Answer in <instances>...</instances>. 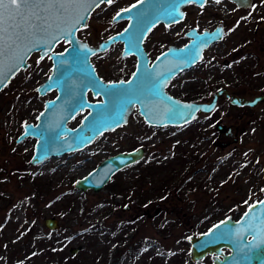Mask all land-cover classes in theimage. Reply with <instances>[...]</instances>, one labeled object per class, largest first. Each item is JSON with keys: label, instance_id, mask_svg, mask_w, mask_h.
<instances>
[{"label": "rangeland", "instance_id": "1", "mask_svg": "<svg viewBox=\"0 0 264 264\" xmlns=\"http://www.w3.org/2000/svg\"><path fill=\"white\" fill-rule=\"evenodd\" d=\"M135 1L102 3L78 36L96 45L124 26V19L112 21V15ZM188 12L179 24L150 30L144 42L149 54L180 44L184 29L205 16L193 7ZM234 16L246 19L229 25L227 46L246 39L250 30L252 13ZM64 46L59 42L55 50ZM219 49L223 43L212 45L202 61L172 78L166 90L186 100H209L220 82L215 63H206L226 55ZM121 51L122 43L116 42L91 58L104 80L125 77L134 69ZM28 63L0 89V264H211L210 255L191 259L189 237L225 216L236 218L261 196L264 102L257 108L236 107L221 96L211 111L198 112L183 125L165 126L147 124L134 109L125 124L85 147L31 164L35 137L16 138L24 123L36 122L44 100L56 92L40 95L36 90L50 72L51 58L39 59L34 52ZM88 98L97 99L90 92ZM86 111L77 112L68 126L77 125ZM218 121L230 132L223 138ZM137 147L144 149L142 158L116 171L100 190L75 186L103 158ZM47 217L56 218L58 225L46 226Z\"/></svg>", "mask_w": 264, "mask_h": 264}, {"label": "water", "instance_id": "2", "mask_svg": "<svg viewBox=\"0 0 264 264\" xmlns=\"http://www.w3.org/2000/svg\"><path fill=\"white\" fill-rule=\"evenodd\" d=\"M203 1L146 0L140 4L136 0L113 14L112 21L126 19V25L96 45L80 38L77 32L85 26L90 14L107 0H76L59 17L50 11L51 27L47 31L29 28L25 33L21 28L22 35L15 39V33L9 30L15 43L6 47L4 55L0 56V89L18 71L28 66V58L32 53L38 52L39 59L44 56L51 58L50 72L36 86V90L40 95L50 90H55L56 94L44 100L36 122L24 123L16 138V141H20L27 136L35 137L29 162L38 164L51 156L85 147L102 133L125 124L134 109H137L147 124L153 126L183 125L195 119L198 112L211 111L221 91H215L210 101H196L176 97L166 90V86L181 71L199 62L208 45L222 38L221 27L203 31L191 27L187 32L190 37L187 43L182 46L170 45L151 63L144 48V41L156 24L178 22L183 18V8L187 4L201 5ZM233 1L240 6H248L250 3V0ZM22 11L25 16H30L36 11V6L30 5ZM78 17L83 19L77 23ZM125 29L128 31L125 32ZM54 35L56 40H52ZM59 42L65 43V47L55 50ZM116 42L122 43L121 55H135L136 63L128 78L104 80L91 58ZM61 59L65 63L59 64ZM127 81H132V84L129 85ZM88 92L97 99H89ZM263 97L264 94L253 99L233 95L231 101L253 105ZM188 105L191 107H186ZM85 110L77 125L68 126L67 122L77 112ZM143 154L144 149L137 147L108 155L85 175L77 178L75 186L82 191H98L116 171L138 161ZM44 223L50 228L58 225L54 217L45 218ZM216 225H220L219 229H215ZM209 230H213V234L205 236ZM222 233L226 234L225 238H219ZM248 234H252L250 239ZM190 246L193 260L210 253L214 254L213 264H264V196L250 204L237 219L225 216L205 231L190 235ZM223 246H228L231 251L223 253ZM72 251L75 252L76 248Z\"/></svg>", "mask_w": 264, "mask_h": 264}, {"label": "flooded vegetation", "instance_id": "3", "mask_svg": "<svg viewBox=\"0 0 264 264\" xmlns=\"http://www.w3.org/2000/svg\"><path fill=\"white\" fill-rule=\"evenodd\" d=\"M192 7L201 10L205 14V16L201 18L202 22L198 25H188L183 31L185 40H183L180 44H175V43L168 44L167 47L158 51L154 56H152L151 53L149 54L144 44V48L150 59L149 63H151V61L155 59V57L160 52L167 49L170 45L182 46L185 43H187L190 39L189 35H187V32L191 29V27H195L198 31L213 30L217 27H221L223 31L222 38L214 43H211L203 50L201 61L203 60V57L206 51L210 47H212V45L223 43L224 49L222 50L219 49V51L221 52V55H224V53L226 55L223 56L221 59L212 58L208 62L206 61L207 63L205 62L206 64L208 63L210 64V62L212 63L213 61L216 65V71L214 72V76L216 79L219 80L220 83H219V86L215 89V91L222 92L221 94L218 95V99L219 97L224 96L229 100V102H231L232 105L236 107L257 108L260 104L264 102V97L260 99L256 104L250 105V104L233 103L231 101V96L236 95L240 97H248L250 99H253L257 95L264 94V0H250V3L248 6H240L233 0H219V2H217V0H204L201 5H197L195 3H189L183 8L184 16L180 21L170 23V24H165L161 22V23L156 24L154 27L161 25L165 28H168V27H171V26H174L176 24L183 22L184 20L187 19L189 15L188 11ZM244 10H246L248 13H252L251 23L249 24L250 30L247 34H245L246 39L238 43H236L234 40V43L227 46L224 41V38L228 35L226 33L228 32L229 25L232 24L236 26L237 24L244 22L246 19L245 17H242V16H237L235 18L234 13L239 12V11L244 12ZM225 17H229V19H226ZM232 19H235V20L231 21ZM123 21H124L123 23L125 26L127 20L124 19ZM124 26H122V28ZM122 28H120V30ZM127 56L132 59L134 66H135L136 56L135 55H127ZM194 66H196V64H194L192 67ZM190 68L184 69L183 71H187ZM183 71H181L180 73H182ZM131 72L127 76L120 77V78H123V79L128 78ZM211 98L209 100H196V101H210ZM216 128L220 131V134L218 135L220 136V138H223L225 133H230L229 129L226 128V126L220 121L216 123ZM221 143H224V142L221 140ZM261 192H262L261 196L251 201L241 211V214L250 204H252L255 201L260 200L264 196V184L261 187ZM239 216H237L236 218L235 217L233 218L237 219ZM247 236H248V239H250L252 237V234H248ZM221 250L225 254L231 251V249L228 246L221 247ZM206 255L211 256L209 257L211 258V264H213L214 254L207 253L202 258L204 257L207 258L208 256ZM218 256L222 257L221 254H218ZM200 259H196V260L192 259V260L198 261Z\"/></svg>", "mask_w": 264, "mask_h": 264}, {"label": "snow or ice", "instance_id": "4", "mask_svg": "<svg viewBox=\"0 0 264 264\" xmlns=\"http://www.w3.org/2000/svg\"><path fill=\"white\" fill-rule=\"evenodd\" d=\"M109 4L113 0H107ZM140 4H144L146 0H138ZM186 2H196V0H186ZM219 2V0H217ZM76 3V0H0V56L4 55L5 48L11 47L15 43V39H19L22 33L20 29L23 28V32H27L29 28L40 29L41 31H47L51 27L49 23V12L54 11L59 17L63 15L68 9ZM30 5L36 6V11H33L30 16H25L22 9H27ZM133 7H136L133 5ZM129 11V9H124ZM42 13V14H41ZM143 16V14H141ZM83 17L77 18V23ZM7 25V27H6ZM131 27V25H130ZM9 30L15 33V39L9 34ZM128 29H125L127 32ZM57 37L52 36V40H56ZM62 56L63 54H58ZM59 64L65 63L64 60H59ZM51 79V77H49ZM121 83H125L121 81ZM129 85L132 81H127ZM102 89V86H101ZM130 103V101H129ZM186 107H191L188 105ZM221 223H224L223 221ZM220 225H216L215 229H219ZM213 234V230H209V233H205V236ZM226 234H221L219 238H225ZM190 239V238H189Z\"/></svg>", "mask_w": 264, "mask_h": 264}]
</instances>
